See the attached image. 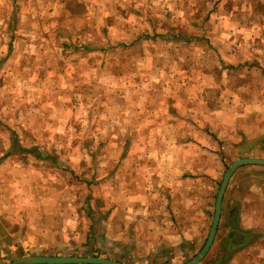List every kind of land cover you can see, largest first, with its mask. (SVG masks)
<instances>
[{"label": "rangeland", "instance_id": "obj_1", "mask_svg": "<svg viewBox=\"0 0 264 264\" xmlns=\"http://www.w3.org/2000/svg\"><path fill=\"white\" fill-rule=\"evenodd\" d=\"M256 24H264V0H0V216L9 225L23 218L24 230L48 216L58 227L70 222L81 240L64 256L0 253V264L25 256L111 260L98 252L115 244V200L127 205L118 186L132 193L135 183L143 194V175L130 173L138 160L123 158L132 145L126 132L202 90L218 105L224 89L232 102L243 85L263 86L257 43L264 35L242 30ZM245 158L227 150L217 157L215 196L228 167ZM159 216L152 231L169 244L164 236L177 224ZM212 218L196 253L176 264L202 249ZM178 226L192 232L191 223ZM157 238L147 240L154 246ZM17 244L12 239L10 250Z\"/></svg>", "mask_w": 264, "mask_h": 264}, {"label": "crops", "instance_id": "obj_2", "mask_svg": "<svg viewBox=\"0 0 264 264\" xmlns=\"http://www.w3.org/2000/svg\"><path fill=\"white\" fill-rule=\"evenodd\" d=\"M245 28L242 30H252V33L258 28L264 35V24ZM257 45L264 47V39ZM257 53L264 68V49H257ZM204 91L199 93L204 95ZM207 93L210 95L212 91L207 90ZM222 93L218 105L208 99L204 101L200 94L187 104L166 106L163 111L170 113L161 120L144 116L139 124L135 122L131 126L134 130L126 132L125 141L139 150L129 149L131 145L123 158L138 160L137 166L129 169L134 175H143L139 182L143 194L135 183L132 193L130 188L124 190L119 184V190L128 194L127 205L121 207L115 200V244L103 247V252H98L102 257L107 255L115 262L127 264H174L196 253L194 247L200 243L204 223L214 213L217 157L227 150L238 151L246 158H264V84L255 88L243 85L235 91L239 94L238 100L232 102L226 101V89ZM178 182L182 184L180 190L175 188ZM196 198L200 201H195ZM162 206L164 214L160 211ZM2 213L0 210V215ZM165 214L171 215L170 220L177 227L170 230L171 236H164L170 243L161 245V235L152 231L151 224L159 222V215ZM174 214H178L177 217ZM46 220L32 221L24 230L23 218L12 220L10 226L4 224L1 217L0 245L4 250L0 253L64 256L72 253V248L80 250L81 240H75L70 222L64 221L58 227L53 217L48 216ZM187 223H191L192 232L178 226ZM2 231H7L8 236ZM13 232H17L16 235ZM104 236L105 240H111L109 235ZM156 237L157 244L152 246L149 240ZM15 238L18 249L10 250L9 245ZM182 244L189 245L191 250H182ZM217 244L223 246L215 248ZM212 252L214 258L210 261ZM215 255L223 256L224 260H216ZM199 264H264V167L245 166L234 171L223 196L213 244Z\"/></svg>", "mask_w": 264, "mask_h": 264}, {"label": "water", "instance_id": "obj_3", "mask_svg": "<svg viewBox=\"0 0 264 264\" xmlns=\"http://www.w3.org/2000/svg\"><path fill=\"white\" fill-rule=\"evenodd\" d=\"M245 166L264 167V158H245L234 161L225 171L215 198L214 213L211 226L205 244L200 252L185 264H199L209 252L217 230L221 214V205L228 182L237 168ZM11 264H122L112 260L97 257L73 258V257H43L25 256L12 262Z\"/></svg>", "mask_w": 264, "mask_h": 264}]
</instances>
